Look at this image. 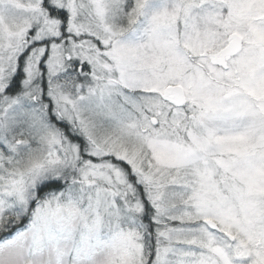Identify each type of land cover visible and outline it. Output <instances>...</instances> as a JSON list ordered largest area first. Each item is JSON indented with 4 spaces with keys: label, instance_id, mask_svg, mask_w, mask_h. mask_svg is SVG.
Listing matches in <instances>:
<instances>
[{
    "label": "snow or ice",
    "instance_id": "6c2138e0",
    "mask_svg": "<svg viewBox=\"0 0 264 264\" xmlns=\"http://www.w3.org/2000/svg\"><path fill=\"white\" fill-rule=\"evenodd\" d=\"M0 264H264V0H0Z\"/></svg>",
    "mask_w": 264,
    "mask_h": 264
}]
</instances>
